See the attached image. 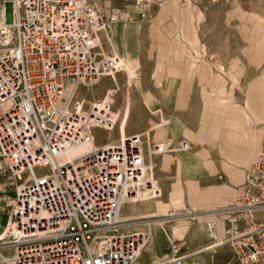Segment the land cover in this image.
Listing matches in <instances>:
<instances>
[{
  "label": "built area",
  "instance_id": "obj_1",
  "mask_svg": "<svg viewBox=\"0 0 264 264\" xmlns=\"http://www.w3.org/2000/svg\"><path fill=\"white\" fill-rule=\"evenodd\" d=\"M163 1L0 0V156L17 186L0 264H138L149 235L123 230L120 213L161 196L156 164L141 134L96 142L95 128L117 125L115 89L88 106L79 93L120 70L101 48L109 25L144 18ZM168 149L156 144L150 155ZM222 211L217 246L230 255L213 264H264V150ZM186 247L171 241L173 262Z\"/></svg>",
  "mask_w": 264,
  "mask_h": 264
},
{
  "label": "rangeland",
  "instance_id": "obj_2",
  "mask_svg": "<svg viewBox=\"0 0 264 264\" xmlns=\"http://www.w3.org/2000/svg\"><path fill=\"white\" fill-rule=\"evenodd\" d=\"M117 23L129 25L128 54L121 50L120 35H111V28ZM107 33L101 40V48L119 59L120 70L115 76L103 77L95 85L82 89L79 97L85 99L88 106L109 89L116 90L113 109L119 113L117 125L112 130L95 128L93 133L96 142L103 144L111 140L118 141L122 135L141 134L145 158L156 164L155 178L163 194L156 161L163 152L150 155V149L156 144H165L161 141L168 131L178 134L184 129L181 120L174 117L170 119V116H182L187 127L194 129L204 113L201 109L204 105L201 99L203 91H213L205 95L211 117L210 128L219 133L231 127L230 115L241 112L235 103L245 101L244 94L249 88L247 85L258 80L260 88L252 87L250 95L257 96L260 92L264 96V0H164L154 4L144 18L137 16L110 24ZM169 79H184L189 84H195L186 86L185 102L181 101L184 98L182 94L179 96L177 86H168ZM210 81L219 82L220 85L217 88L204 86ZM249 101L248 106L257 112L256 97ZM210 103L217 108L210 107ZM263 107L261 113L262 110L264 112ZM179 124L183 126L180 131L177 129ZM186 132L192 134L188 129ZM169 137L172 138L171 135ZM184 141L175 144L168 140L167 143H172L171 148H183L181 142ZM179 164L185 171L180 159ZM187 184L186 180H181L179 185L182 190L177 186L171 198L166 193L162 197L126 203L121 210L123 230H129L130 223L141 220H128L129 215H134L132 209L152 202L157 203L159 211H167L168 207L173 206L171 210L176 213L171 215H176L168 217L169 221L165 223L168 226L157 223L150 225L152 241V230L155 231L157 226L160 229L153 247L148 251L150 264L171 261V241L179 239L186 241L187 247L178 264H213L229 258L228 246L208 248V243L214 238L204 237L205 232L210 236L207 226H202L205 232H201L197 225L198 219L189 218L194 213V205L190 197L185 195L189 186ZM188 224L189 228H185ZM140 228L148 231L147 226ZM218 232L221 235L222 231ZM159 252L163 255L154 258ZM145 255L146 252L138 264H149L143 260Z\"/></svg>",
  "mask_w": 264,
  "mask_h": 264
},
{
  "label": "crops",
  "instance_id": "obj_3",
  "mask_svg": "<svg viewBox=\"0 0 264 264\" xmlns=\"http://www.w3.org/2000/svg\"><path fill=\"white\" fill-rule=\"evenodd\" d=\"M128 29L129 25L117 23V34L120 35L121 38L119 43L123 46L121 50L124 54L129 53L127 48ZM168 81V86H177L179 96L182 94L184 98H181L182 102H185L184 93L186 91V86L195 85L185 82L184 79L183 81L180 79H169ZM219 85V82L210 81L209 84H205L204 86H213L217 88ZM247 86H249V88L246 94H244L245 101L242 103H235V105L241 109V112L230 115L231 127L222 129L219 133H215L214 130L210 128L211 117L208 112L207 96L205 95L208 91L204 90L201 96L204 102L201 109L203 108L204 113L201 114L199 123L196 124L195 128H188L180 115L170 116V119L174 117L181 120L184 129L180 131L183 126L179 124L177 129L180 132L178 134L168 131L161 141L166 142L165 144L169 148L166 152L158 155L156 159L157 173L161 179L159 181L163 191L161 197L168 193L171 198L175 188L177 186L181 188L179 182H181V180H186L189 186L187 191H185V195L190 197V200H192L191 204L194 205L192 207L194 213L189 218L198 219L197 225L201 232H205L201 227L207 226L208 223H212L214 226L217 225L219 231H222L223 227L225 230L227 218L223 214L222 208L233 201L236 189L244 181L249 166L255 160L258 153L264 150V112L263 110L262 113L260 111L262 105H264V96L261 95L260 92H258L257 96L250 95V89L252 87L260 88L258 80H255L253 84ZM208 93H213V91ZM255 97L257 99V112H254L253 109L248 106L249 100ZM210 105L212 108H217L216 105L214 106L211 103ZM183 108L185 107L183 106ZM187 129L190 130L192 134L187 133ZM170 135L172 138L169 137ZM168 140L176 142L175 144H178L177 142L180 140H186L190 144V148H171L172 143H167ZM179 159L180 163L184 165L185 171L180 167ZM6 166L7 163L5 158L0 156V232L7 221L6 214L8 204L15 198L17 191V186L12 182V176L8 172L3 171ZM173 183L176 184L173 185ZM168 208L167 211H159L157 203L152 202L143 207L139 206V208L132 209L134 215H129L128 220H141L136 223H130L128 225L130 229L127 231H143L149 235V242L144 250V252H146L145 259H143L148 261L149 264L151 263V259L148 257V251L153 247V241L158 237L160 232L157 226L156 230L153 232L152 241L150 225L157 223L168 226L165 224L169 221L168 217L176 215H171V213H176L171 210L173 206ZM177 224L178 221L175 225ZM144 226L148 227V231L141 230L143 228L140 227ZM189 226L190 224L186 225L185 228H189ZM206 236L211 237L205 232L204 237ZM213 238L218 241L216 236H213ZM214 240L210 241L208 245L215 243L216 241L214 242ZM157 255L162 256L163 254L159 252L154 258L157 259Z\"/></svg>",
  "mask_w": 264,
  "mask_h": 264
},
{
  "label": "bare ground",
  "instance_id": "obj_4",
  "mask_svg": "<svg viewBox=\"0 0 264 264\" xmlns=\"http://www.w3.org/2000/svg\"><path fill=\"white\" fill-rule=\"evenodd\" d=\"M111 35H115V34H117V25H115V26H113L112 28H111ZM118 64H119V62H118ZM123 136H126V135H123ZM89 147V145H87V146H84V147H82L81 149H79V150H85V149H87ZM155 185H157V183H155ZM120 216H121V213H120ZM120 220H122L121 218H120ZM123 221V220H122ZM154 225V224H153ZM155 225H157V224H155ZM218 226L217 225H213L212 223H208L207 224V228H208V230H209V232H210V236L211 237H213V236H216L217 238H218V241H216L215 243H213V244H211L208 248H214V247H217V245H218V242H220V241H223L224 240V227L222 228V232H221V235L219 234V230H218V228H217ZM153 232H154V229L152 230ZM220 236V237H219ZM173 260H174V258H172V260L171 261H169V262H159V263H157V264H174L175 262H176V264H178V261L179 260H177V261H175V262H173Z\"/></svg>",
  "mask_w": 264,
  "mask_h": 264
}]
</instances>
